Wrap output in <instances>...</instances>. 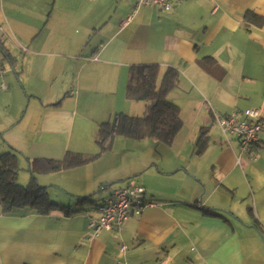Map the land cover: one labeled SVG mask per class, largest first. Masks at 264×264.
Instances as JSON below:
<instances>
[{
  "label": "crops",
  "instance_id": "obj_1",
  "mask_svg": "<svg viewBox=\"0 0 264 264\" xmlns=\"http://www.w3.org/2000/svg\"><path fill=\"white\" fill-rule=\"evenodd\" d=\"M135 4L0 0V43L13 59L2 65L20 66L29 104L41 107L28 146H13L57 204L46 214L0 205V264H116L121 242L129 264H264V128L243 149L216 120L243 118L248 108L264 117V0L141 5L124 25ZM141 64L159 65L158 85L169 69L178 73L166 97L180 107L182 127L170 144L116 135L100 153L102 123L133 103L147 110L126 96L130 69ZM68 153L94 158L57 171L38 161ZM131 185L145 188L142 212L92 236L98 206Z\"/></svg>",
  "mask_w": 264,
  "mask_h": 264
},
{
  "label": "trees",
  "instance_id": "obj_2",
  "mask_svg": "<svg viewBox=\"0 0 264 264\" xmlns=\"http://www.w3.org/2000/svg\"><path fill=\"white\" fill-rule=\"evenodd\" d=\"M246 18L251 23L263 24L261 16L253 12H248ZM0 52L3 54L1 61L4 58L13 66V59L8 57V52L2 43H0ZM158 77V64L131 67L126 96L130 100L146 102L147 110L141 117L117 113L113 120L102 123L98 133L100 153L110 148L116 135L136 139L153 137L168 144L173 142L183 122L180 107L169 101L166 95L175 86L178 73L174 69H169L160 85H158ZM204 144L205 140L201 139L199 146L202 148ZM84 157L80 154L68 153L62 161L43 159L38 161L43 164L44 171H57L87 163L94 158V156ZM19 170L17 150L13 149L0 156V205L3 212L25 207L41 214L51 212L57 204L50 199L46 187L39 185L33 167H31L32 178L28 186L19 184Z\"/></svg>",
  "mask_w": 264,
  "mask_h": 264
},
{
  "label": "built area",
  "instance_id": "obj_3",
  "mask_svg": "<svg viewBox=\"0 0 264 264\" xmlns=\"http://www.w3.org/2000/svg\"><path fill=\"white\" fill-rule=\"evenodd\" d=\"M173 0H136L132 12L123 20V24H129L136 11L141 5L158 6L162 9L169 10L172 7ZM6 28L0 22V33H5ZM3 76V65L0 58V77ZM1 89L6 88V84H0ZM244 117L239 118L237 113L233 112L228 115H216V120L222 132L225 135L234 134L239 139L243 149L256 144L259 141V134L264 128V117L260 115L256 108H248L244 112ZM145 193V188L141 185H131L118 187L113 190L111 195L99 206L100 217L91 219L88 227L91 235L95 236L101 229L119 231L132 212L140 214L144 208L142 201L136 199ZM116 239H120L118 232L114 233ZM128 247L121 242L119 244V259L116 264H129L126 260Z\"/></svg>",
  "mask_w": 264,
  "mask_h": 264
},
{
  "label": "rangeland",
  "instance_id": "obj_4",
  "mask_svg": "<svg viewBox=\"0 0 264 264\" xmlns=\"http://www.w3.org/2000/svg\"><path fill=\"white\" fill-rule=\"evenodd\" d=\"M17 53L22 54L18 48ZM18 69H20V66L15 69L8 62L3 66V76L6 77L5 84L7 88L4 91L0 90V94L3 95L0 98V156L13 149L22 155L20 149L13 145L26 148L38 128L41 118L40 104L35 105L34 99L29 104L30 97L20 81L21 78H18ZM139 106H144V103H133V107L127 115L142 116L144 110H139L141 108ZM19 168L18 177L21 175V177L26 176L29 178L28 180L19 178L18 182L22 186H28L32 176L31 167L22 161L19 163ZM113 185L119 184L116 182Z\"/></svg>",
  "mask_w": 264,
  "mask_h": 264
}]
</instances>
